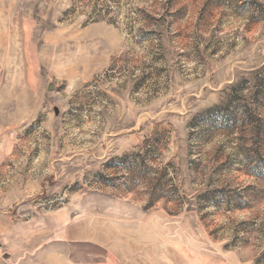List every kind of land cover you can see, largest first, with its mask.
<instances>
[{
	"label": "rangeland",
	"instance_id": "1",
	"mask_svg": "<svg viewBox=\"0 0 264 264\" xmlns=\"http://www.w3.org/2000/svg\"><path fill=\"white\" fill-rule=\"evenodd\" d=\"M72 3L0 0V264H264V0Z\"/></svg>",
	"mask_w": 264,
	"mask_h": 264
},
{
	"label": "trees",
	"instance_id": "2",
	"mask_svg": "<svg viewBox=\"0 0 264 264\" xmlns=\"http://www.w3.org/2000/svg\"><path fill=\"white\" fill-rule=\"evenodd\" d=\"M114 2V0H73L71 8L68 10V14H76L77 12H87V9L90 7L91 10L89 11L91 19H104L108 13H111V7L109 6L108 2ZM144 13V11L141 10ZM117 23V19L113 20ZM132 23V22H131ZM130 23V24H131ZM132 25V24H131ZM130 29H134L130 26ZM138 156V155H137ZM140 157V156H138ZM120 163L117 165L119 166H128L130 165L128 162V157H124L119 160Z\"/></svg>",
	"mask_w": 264,
	"mask_h": 264
},
{
	"label": "water",
	"instance_id": "3",
	"mask_svg": "<svg viewBox=\"0 0 264 264\" xmlns=\"http://www.w3.org/2000/svg\"><path fill=\"white\" fill-rule=\"evenodd\" d=\"M59 113V110H58V108H56V114H58Z\"/></svg>",
	"mask_w": 264,
	"mask_h": 264
}]
</instances>
